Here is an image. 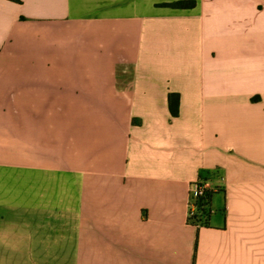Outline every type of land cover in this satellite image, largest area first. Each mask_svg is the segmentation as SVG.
<instances>
[{
	"label": "crops",
	"instance_id": "crops-1",
	"mask_svg": "<svg viewBox=\"0 0 264 264\" xmlns=\"http://www.w3.org/2000/svg\"><path fill=\"white\" fill-rule=\"evenodd\" d=\"M178 1L0 0V264H264V0Z\"/></svg>",
	"mask_w": 264,
	"mask_h": 264
},
{
	"label": "trees",
	"instance_id": "trees-1",
	"mask_svg": "<svg viewBox=\"0 0 264 264\" xmlns=\"http://www.w3.org/2000/svg\"><path fill=\"white\" fill-rule=\"evenodd\" d=\"M170 7L174 8H180V9H188L192 8L195 5L194 1H178L172 4H168ZM169 106L170 110L173 116H177L179 113V95L178 94H170L169 95ZM211 197L212 192H209L207 195V202L206 204L200 205L198 208V213L201 218V225L206 226L208 224L209 216H210V203H211ZM189 222H191L194 225H197L192 222L191 219H189Z\"/></svg>",
	"mask_w": 264,
	"mask_h": 264
},
{
	"label": "built area",
	"instance_id": "built-area-1",
	"mask_svg": "<svg viewBox=\"0 0 264 264\" xmlns=\"http://www.w3.org/2000/svg\"><path fill=\"white\" fill-rule=\"evenodd\" d=\"M209 192L201 180L193 183L189 189V219L198 226L202 224L198 208L200 205L206 204Z\"/></svg>",
	"mask_w": 264,
	"mask_h": 264
}]
</instances>
